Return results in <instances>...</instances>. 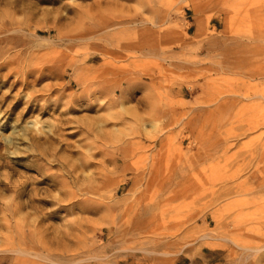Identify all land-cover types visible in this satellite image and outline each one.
<instances>
[{
  "label": "rangeland",
  "instance_id": "rangeland-1",
  "mask_svg": "<svg viewBox=\"0 0 264 264\" xmlns=\"http://www.w3.org/2000/svg\"><path fill=\"white\" fill-rule=\"evenodd\" d=\"M0 264H264V0H0Z\"/></svg>",
  "mask_w": 264,
  "mask_h": 264
}]
</instances>
